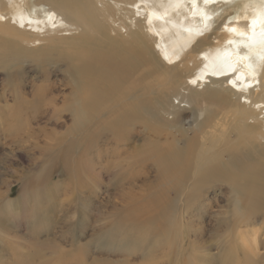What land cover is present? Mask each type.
I'll list each match as a JSON object with an SVG mask.
<instances>
[{"label": "bare ground", "instance_id": "obj_1", "mask_svg": "<svg viewBox=\"0 0 264 264\" xmlns=\"http://www.w3.org/2000/svg\"><path fill=\"white\" fill-rule=\"evenodd\" d=\"M31 1L0 0V70L13 83L0 92V122L67 119L71 140L52 158L61 157L66 181L80 173L84 155L95 165L103 154L96 175L111 174L114 164L117 185H148L113 207L108 224L118 235L110 240L148 244L161 236L166 264H264V0H122L123 8L121 0ZM225 8L233 16L222 18ZM116 9L125 10L121 24L110 23ZM28 68L40 82L25 90ZM51 72L68 88L60 103ZM102 139L141 143L119 158L100 147ZM47 166L32 181L40 186L33 197H54L59 188ZM212 188L224 194L214 211L220 199H208ZM80 205L93 209L85 198ZM27 232L39 264L51 254L77 263L54 238ZM183 234L202 249L185 250ZM85 247H77L81 256Z\"/></svg>", "mask_w": 264, "mask_h": 264}, {"label": "rangeland", "instance_id": "obj_2", "mask_svg": "<svg viewBox=\"0 0 264 264\" xmlns=\"http://www.w3.org/2000/svg\"><path fill=\"white\" fill-rule=\"evenodd\" d=\"M33 1L34 0L31 2L34 3ZM120 2L122 3V8L128 6L123 5L124 1L121 0ZM35 5L42 6L43 4ZM115 11L110 23H123L122 15L125 10L119 11L116 9ZM231 16H233V11L225 8L222 18L227 19ZM220 20L221 19H217L213 26H217ZM3 74V70H0V92L13 84L8 82V79H5L6 76ZM56 74L57 72H51L49 74V81L53 92L57 95V102L60 103L63 97L69 96V93L67 87L58 83V76ZM24 75L26 79V81H24L25 90H30V86L33 82L35 84L40 82L39 78L37 79L35 76L33 69L28 68L26 72H24ZM18 81H20L19 83L22 88V77H20ZM206 89L207 88L198 89V92H204ZM5 98L8 103H14L11 98L4 95V99ZM29 121L30 120H10L0 122V126H4L5 124L4 127H0V195L3 196L5 194L3 198H0V264L26 263L21 260H27L34 264H39L41 262V259L37 256H32V251L30 250L31 246L28 244L27 231L32 229V227L38 231L40 238H46V240L54 238L53 242L56 241V244H62L65 247V251L68 252L69 255L73 257V261L75 259L77 263L80 262L79 259L82 257V263L84 264H166L167 256L165 248L159 245L162 239L161 236L155 237L152 243L148 244L145 242L136 243L131 241H123L122 243L118 240L115 241L108 238L109 236L114 238V235H118V233L112 231V229L110 230L112 227H117L108 224L111 220L110 212L113 211V207L121 208L124 201L129 200L131 196H138L139 194H143V192H147L146 186L148 185L142 186L139 180H132V182L117 185L114 178L118 176L115 173L119 170L118 166L114 164L111 165V174H102L101 177L99 176L100 174L96 175L98 174L97 170L99 169L100 161L102 162L101 159H104L103 154L96 156L98 159L96 162L98 163L95 165L93 163L95 160L89 158L88 164L86 165V163H84L86 156L84 155L82 157V168L80 173L76 175L74 180L69 182L66 181V173L62 168L61 157L60 160L58 159L54 162H52V158L56 155L55 153L59 148L63 149L69 144L71 137L65 133L68 131L71 122L67 119L63 120L56 118H48L47 120H39L37 122L33 120V122L30 121V123ZM137 130L140 131L141 129L137 127ZM60 138L62 140H60ZM30 142L33 143V146ZM136 143L140 144L141 140L124 143L109 139L107 142L105 139L99 141L101 148L107 149L109 153L113 152L114 155L117 153L119 158L133 154L134 151L131 152L130 149ZM15 147L19 150L15 149ZM111 159L117 158L109 157L110 161ZM71 160H76V157ZM123 164H126V161H123ZM45 166L51 167L50 169L52 170L50 183L55 184L60 182V185L58 190L54 192V197L39 199L36 198V196L33 197V195L36 192L34 190H37L40 186L39 184H34L32 181L37 179L40 171L44 169ZM148 169L150 170V168ZM88 174L93 178H89ZM83 177L86 178L84 179ZM146 178L148 180L154 179L149 173L146 174ZM155 183V181L150 182V185H152L150 187L154 186L153 190L163 189V187L155 189ZM213 190L212 188L206 196L208 199L214 198L220 199V201L216 206L212 207L211 211L217 210L219 204L222 205L223 202L221 198L224 196L219 190ZM39 191L43 194V190ZM165 191H167V189L163 192ZM84 198L93 206L91 211L89 209L85 211L82 209L80 203L81 201L83 202ZM9 203L11 204L9 205ZM34 203H36V206L32 208L31 205ZM56 208L57 210L54 211ZM99 210H101L102 217L97 216ZM83 220H85L87 226L84 224ZM204 220V222L208 223H205L207 227H209L212 223L210 222L211 218L208 216ZM64 221H67V223H64ZM72 222H74L75 225L74 234L71 236L68 230ZM129 223L131 224V221H129ZM30 224L31 226H29ZM49 225H52V227L49 228ZM105 225H107L105 230L101 231L99 237H97L95 234ZM71 229L72 227H70V231ZM120 230L127 232V230ZM64 231L68 233L65 237L63 234V238H61L60 235L64 233ZM184 234L182 236L184 238L185 244L183 243V247L185 250L187 249L188 252L195 254L196 251L202 249L193 236L190 239ZM122 236L123 234L120 235V237ZM96 238L102 239L97 240ZM60 239H63L64 242H62L63 240L59 241ZM193 239L195 242L194 245L191 246L188 241ZM204 240H206V244L210 246L209 251L211 253H216V239L214 241L213 239L211 240L210 235L206 233L204 235ZM212 241L213 243H211ZM82 244H84V247L86 246V256H81L82 254L78 253L79 249H77V247ZM185 250L183 252H185ZM46 252L49 251L46 249ZM48 258L50 259L48 264H52L50 263L51 260H54L53 263L57 264L64 263L59 254H51ZM77 263L75 262V264ZM223 263L224 261L219 264Z\"/></svg>", "mask_w": 264, "mask_h": 264}]
</instances>
